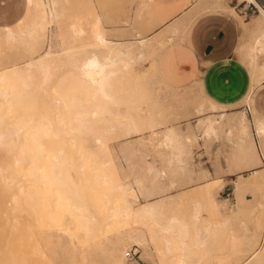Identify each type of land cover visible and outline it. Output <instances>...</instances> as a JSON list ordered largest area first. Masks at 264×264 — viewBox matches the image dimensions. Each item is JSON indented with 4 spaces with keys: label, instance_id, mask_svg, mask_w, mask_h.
Wrapping results in <instances>:
<instances>
[{
    "label": "rangeland",
    "instance_id": "374dc122",
    "mask_svg": "<svg viewBox=\"0 0 264 264\" xmlns=\"http://www.w3.org/2000/svg\"><path fill=\"white\" fill-rule=\"evenodd\" d=\"M47 1L41 0L44 3H47ZM56 1L55 8L57 10L55 9V12L58 11L55 13L56 17L53 13V17L51 16L49 24L45 25L46 30L44 31H46L48 36H52V49L57 50L73 42V45L77 46L75 48L77 53L71 56L73 52L71 49H66V52L61 50L59 53H53L52 57L42 67L35 65L25 67L26 69L22 70L18 78L14 74L15 71L13 72L12 69L7 68L11 64L3 65L2 63L5 62V59L12 58H18L17 60L20 61L23 54L26 53L23 52V48L26 51L28 47L25 48L26 40L22 39L13 45L11 44V46L0 45V61L3 58L2 62H0V69L5 68L3 69L4 73L0 74V130H14L17 124L16 116H14L16 115L15 110L17 107L24 108L23 113L26 115L24 120L30 124L32 123V115L35 114L34 120L39 131V140H41L44 146L42 152L45 154L44 158L38 156V161L39 164L43 165L41 170L44 171L47 169V165L49 166L54 160L62 162L64 168L67 167L68 160H73L74 166L69 169V175L74 178L80 177L81 174L76 172L77 168L75 169V165L80 164V160L82 159L81 156H76L79 150V154H83L84 150L87 153L86 149H88V152L92 151L89 152L92 155L95 152L94 157L97 159L98 155V160L100 158V160L103 158L105 160L107 155L106 158H109L110 165L113 166L120 181L125 186L127 185L126 188L129 195H131L107 194L105 196L106 199L111 200L115 205H119L124 199H128L131 203L134 202L133 205H138V203L147 199L163 197L164 200H168L178 194H185L184 200L179 205L161 209L158 220L156 217L157 223L155 222L154 224L152 222L145 226V220L140 221L139 227H142L140 229L145 234H143L145 239L148 237L146 239V248L144 249L134 242H129L127 246H124L122 252L125 264H181L178 254L180 251L179 242L181 241H179V238L174 233L171 239V249L168 250L160 229L168 217L172 215L187 222L190 226L192 237L189 234L190 238L187 239V237L186 242L192 241L191 238H193L195 234L194 230L196 229L194 227L199 228L201 231L200 235L205 240L198 243L197 246H192V243H190L193 253V256L191 255L190 257L192 264H228L227 261L229 260V262L238 260L243 251L249 246L253 248L252 251L255 249L258 251L254 258L256 261L254 264H264V170L262 171L263 177L258 183L241 187L240 190L238 189V191L234 192V182L238 178V174L249 176L251 169L264 167V135L260 139L253 131L255 118L257 116H264V83L249 97L240 98L233 104L222 109L219 108L218 110L219 112L225 111L231 113L229 116L233 118H238L242 114L246 117L252 133V140L251 142L246 141L243 149L239 148L238 144L235 143L236 139L234 136H228L226 132L227 126L224 124H216L217 134L211 135H205L198 128L200 119L206 120L219 116L217 113L215 115L208 111L205 113L198 112L199 104H204L207 96L203 93V90L198 88L196 82L190 85H175L170 88L159 79L155 69V56L160 46L163 45V38L166 35L178 33L173 29L166 31L159 44L148 46L142 55H139L137 52L132 53L130 63L124 61L122 62L124 64H122L119 63L121 61H118L117 65L109 67V69L113 70L110 78V88L114 98L106 100L99 98L98 95L92 96L89 93H82L83 86L80 87L78 85L82 81L79 78L80 72L78 66L85 60L87 55L96 53L97 56H100L99 59H102L106 54L104 46L96 44L93 36L94 31L97 30L96 32L101 34L103 32V36L109 41L111 40L113 44L119 41L125 43V46L130 47L136 43L138 38L143 37L141 33L152 34L155 26L147 30H142L140 27L142 23L138 22V20L142 19L144 13L137 17L138 11L136 10L141 5V0H138L139 4L134 12L135 20L133 19L134 3L132 0ZM223 3L224 0H188L186 4H191L193 10L192 19H197L204 12L226 11L227 9ZM228 3L233 5L237 11V16H234L240 23L241 20L246 23H249V21L254 23L253 20L259 15L258 10L254 6L246 5L244 2L228 0ZM61 8H65V10L62 12ZM23 9V0H0V21H13L23 12ZM34 10L31 15L33 16L34 14L35 17L38 9L36 10L35 8ZM57 15L59 20L57 19ZM28 18V23L21 24L19 28H26L31 23V16ZM73 22L74 24L83 26L86 31L85 34L74 37L72 27L69 25L73 24ZM138 32L140 34H137ZM243 35L242 39H244L245 43L241 42V45L237 49V55L249 70V64L246 59V48L252 45L254 42L253 37L255 36L250 31H245ZM85 46L87 47L85 48ZM15 48L18 50L16 51ZM13 51H15V55L12 56ZM257 52L254 50L259 63L262 54L259 52L258 54ZM3 54H6L5 58ZM74 59L75 61L73 62L72 60ZM20 66L23 67L22 65ZM249 74H251L250 70ZM57 76L59 78L55 79ZM18 84L23 85L21 99L15 97L16 94L14 93L15 89L18 90ZM82 99H85L84 102ZM99 104L106 108L101 114L97 111V105ZM82 122L88 124L87 130H91L97 134H87L85 137L88 141L85 144H80V142L72 143L71 140H78L80 138L78 131L82 128L80 125ZM173 126L176 127V130ZM169 127L174 128V131L179 133L180 137L187 134L190 136L189 139L183 136L179 140L170 141V143L162 141L160 136ZM129 129H134L133 131L139 134L136 136ZM151 129H156L155 131L159 136L152 135ZM102 131L108 132L105 137L107 154L94 141V137L102 135ZM120 135H123V137ZM7 147L8 145L0 148L1 166L7 162ZM83 147L85 149L82 152L80 148ZM253 147L255 148L253 149ZM180 153L186 154V156H182ZM39 154H41V150ZM76 157H80L77 159L78 163H76ZM259 158H261V163L256 164V160ZM86 165L85 168L89 170V166L87 168ZM80 168L82 169V167ZM211 178L218 179L211 183H214L215 186V197L223 204L220 209L212 206L209 196L195 194L197 193L195 191L204 187L205 182ZM44 195L45 197L42 198L38 205L41 215L48 216L50 207L55 206L58 200L54 199V197H57L54 194ZM258 202L262 206L258 207ZM236 203L239 204V208ZM237 209L239 212L234 214L233 210L238 211ZM2 210H0V219L4 222L0 221L2 224H0V237L7 236V238H10L8 236L9 232L11 231L13 234L18 225L17 230L20 231L22 229L23 231H16L18 235L16 232L14 233L16 234V240H13L14 238L11 239L12 237L10 238L13 240L12 243L16 244L15 247H12L10 239L9 241L4 237V242L0 238V243L4 242L0 244V260L4 261V263L0 262L1 264H11V254H16V258L13 260L14 263L17 262L16 264H22L21 261H24L23 264L26 263L27 257H29L27 264H31L32 261H36L38 264H42L43 261V264H47L48 262L49 264H109L107 246L101 242L105 231L108 229L105 225L102 227L103 230L100 231V233H104L100 235L96 234L93 237V240L98 242L97 246L95 245L87 249L86 242L83 241L84 238L81 235L82 233H77L78 231L72 228L74 223H71L70 219L72 220L73 216L69 219L66 213L53 214L55 218H67L72 231L67 232L64 229L57 228L61 234H54L45 239L42 235L48 230H57L54 229V226L53 229H48L46 226L35 225L36 222L32 220V213L25 212V210H16L14 213L13 211L3 212ZM15 213H19L18 216ZM228 216L232 217L229 218ZM17 217H22L21 219L25 217V219L20 220L21 222L19 223L16 221L17 225H15L13 222L14 219H18ZM226 219L227 221L225 222ZM24 221H26V225ZM30 222L34 223L33 225L35 226ZM173 224L175 225L176 223ZM7 225L8 228H6ZM5 230H8V234L5 233ZM148 230L153 234L152 237L149 236ZM30 232L34 233L38 239H36L39 243L38 245H42L41 249L48 255L44 256L45 258H40L43 254L35 249V236L30 234ZM12 234L10 235L12 236ZM29 234L30 237L34 236L33 240L27 238ZM19 235L24 240H21ZM19 240L20 244L23 243L21 245L18 243L19 247H17L16 242ZM247 241L250 243L248 244ZM25 242H27V245ZM5 243L9 246L5 245ZM74 245L76 246L75 249H78L77 251L72 249ZM132 245H136L139 250L133 259L128 260L124 256V253ZM11 248L12 250H14L13 248H20V250L18 249L16 253L15 251L10 253L12 251ZM3 249L5 251L2 252ZM22 250L27 253H24ZM28 251H31L30 253L33 252V254H29ZM167 251L170 252L167 253ZM6 255L11 257L8 256L5 259ZM30 255H34L33 258L37 260L33 258L32 260ZM46 259L47 263H45ZM5 260H8L10 263Z\"/></svg>",
    "mask_w": 264,
    "mask_h": 264
},
{
    "label": "bare ground",
    "instance_id": "6f19581e",
    "mask_svg": "<svg viewBox=\"0 0 264 264\" xmlns=\"http://www.w3.org/2000/svg\"><path fill=\"white\" fill-rule=\"evenodd\" d=\"M241 1L244 2V4H246V5L248 4V2L255 4L258 8V11H259V15L256 17V19L254 21V27L252 29L254 31V36H255V37H253L254 42L252 41L253 42L252 45L248 46L246 48L247 49L246 50L247 51L246 52V59H247V63L249 64V70L251 73L250 74V76H251L250 87L248 90L249 92L244 97V98H247L251 94H253L260 85H262L264 83V10L255 2V0H241ZM55 2H57V1L56 0L55 1L54 0H48L47 3H44V2H41V0H27V8H26V13L24 14V16L13 26L0 27V45L1 46H8V45L11 46V44L13 45L22 39L26 40L27 45L25 44V48L28 46L26 48V51H24V48L21 47V48H23V52H26L25 53L26 55L23 54V57H22V59H20V61L17 60L18 58H12V59H5L4 60L5 62L2 63L3 65L11 64L7 68L12 69L13 72L15 71L14 74L18 78L20 77L22 70L26 69L29 66L35 65V66L42 67L44 64H46L47 60L50 59V57H52L53 53H59V51H61V50L65 51L66 49L73 50V52L71 53V56H72V54L74 55V53H77V51L75 50V48L77 46L75 47L73 45V42H71L70 45H68L66 47H62V48L57 49V50H54L51 48V46L53 45L52 40H51L52 36L51 35L48 36L46 31H44V30H46L45 25L49 24L48 22L50 21L51 16L53 17V13L55 16V13L58 12V11L55 12V9H56L55 8L56 7ZM147 2H149V1H147ZM147 2H146V0L140 1L141 5L138 6V10H136V11H138V14L135 13L137 15V17L143 13L144 14L147 13L146 14L147 16L150 15L151 18L152 17L154 18L153 15L158 14L157 12L155 13L156 10H154L156 8V5L150 4L152 2H150L149 4ZM187 2H188V0H183L182 4L185 5ZM57 4H59V3H57ZM151 5H154L155 7L153 6V8H151ZM35 8H36V10L38 9V12L34 17V14L32 16L31 13L33 12V10ZM61 9H62L61 10L62 12L65 10V8L64 9L61 8ZM229 12L233 16L236 15L234 10H230ZM59 13H61V12H59ZM29 16H31V18H32V19H30L31 23L26 28L20 27V28H22V29H20L19 26H21V24L28 23L27 20L29 19L28 18ZM160 16L161 15H159L158 17H160ZM57 19H58V15H57ZM159 20H160V18H159ZM159 23H161V22L159 21L158 24ZM69 25H71V27H72V28L71 27H69V28L72 29V31L74 33V37L75 36H82L86 32L85 28L83 26L74 24V22H73V24H69ZM179 27H180V24L175 25L174 30H178ZM185 27L188 28V25H185ZM96 31L93 32L95 34V35L93 34V36H94V39L96 41V44L100 45V46H104V48L106 50V54L102 59H99L100 56H97L96 53L95 54L93 53L92 55L90 54L89 56L87 55V57L85 56L86 57L85 60H83L82 63L78 66V70L80 72L79 78L82 80L81 82H79L78 85H80V87L83 86L82 93H89L92 96L98 95L99 98H101V99L111 100L112 98H114L113 97L114 95H113L112 90L110 88V78H111V75L113 73V70L109 69V67L114 66L118 61H121L119 63H122L124 61H126L127 63H130L132 60V56H131L132 53L137 52L139 55H142L144 50L148 46H150L152 44H159L161 42V39H162V33L159 32L154 37H140L137 39L135 44H132V46L129 47V46H125L124 45L125 43L119 42V41L115 42L113 44V43H111V40L109 41L107 38H105L103 36L102 31H100V32H102V34L99 32H96ZM137 34H140V33L138 32ZM74 37H73V39H74ZM124 42H127V41H124ZM93 44H91V45H93ZM110 44H113V45H110ZM87 45L89 46V44H87ZM10 46H9V48H10ZM43 46H44V48H42ZM239 46H238V48H239ZM86 47L87 46H85V48ZM93 47H95V46L93 45ZM89 49H90V47H89ZM15 50H16V48H15ZM254 50H256L262 54V57H261V60L259 63L256 59L257 57H256V54L254 53ZM0 54H1V51H0ZM13 55H15V51H13L12 56ZM5 56H6V54H3L4 58H5ZM2 59L0 62H2ZM72 61L74 62L75 59ZM122 64H124V63H122ZM19 65H22L23 67H21V66L19 67ZM3 69H5V68L0 69L2 71V72L0 71V74L4 73ZM59 76L55 77V79H58ZM17 86H18L17 87L18 90L15 89V92H14L17 95V96L15 95V97L21 99V94H22L21 90H22L23 85L18 84ZM84 100L82 99L83 102H84ZM7 101H10V100H7ZM7 101H5V102H7ZM223 107H225V106L217 104L216 102H214L211 99L206 97L205 103L201 104V105L199 104L198 112L205 113L206 111H208V112H212L214 114L217 113L219 117L215 118L216 117L215 116L214 118H208V119L205 118L206 120H203V119H200V121L198 120L199 121L198 122V125H199L198 128H200L201 131L205 135H209V134L211 135V134H217L216 133L217 132L216 131L217 130L216 124H218V123L224 124L225 126H227L226 132H227L228 136L229 137L234 136L236 139L235 143L238 144L239 148L243 149L244 143L246 141L251 142V140H252V137H251L252 133L250 130V126L248 125V121L243 114L241 116H239L238 118H233V117L229 116L231 113H228L225 111L219 112L218 111L219 108L222 109ZM23 110H24L23 107H21V108L17 107L15 110L16 115H14V116H16L15 118L17 120V124H16L13 131H1L0 130V148H4L5 146L8 145V147L6 149V154L8 155L7 162L3 166L0 165V208L3 209L2 211L3 212L4 211H7V212L13 211V213H14V211H16V210H20V211L25 210V212L28 211L30 214L32 213L31 214L32 218H33L32 220H34L36 222L35 225L38 224L40 226H46L48 229H50V228L53 229V226H54L55 227L54 229L61 228L67 232H70V230L72 231V229L69 227V224H70L68 222L69 220L67 218H65V219L55 218L53 214H55V213H60V214L66 213L69 216V219L73 216V219L72 220L70 219L71 223L72 222L74 223V225H73L74 227L72 226V228L76 229L78 231V232L77 231H75V232L82 233L81 235L84 238L83 241L86 242V248L87 249L94 247L98 243V242H95L93 240V237H95L96 234L100 235L102 233V232L100 233V231L103 230L102 227L105 225V227L106 228L108 227V229L106 231L104 229L105 233L103 232L104 235H103V239H101L102 240L101 242L106 244V246H107L108 255H109L108 256L109 264H125L124 263L125 258L123 257L122 252H123L124 246H127V244H129V242H134L135 244H137V245H139L145 249L146 248L145 247L146 246V239L148 237L145 239V236H144L145 234L140 229L142 227H139L140 221L144 219L145 220V226L148 225L149 223H152V222L154 224H155V222L157 223L158 216L160 215L161 209L164 207H173V206L179 205L184 200L183 198H184L185 194H178V195H176V196H174L168 200H164L163 197H158L155 199H147L141 203H138V205H136V204L133 205L134 202L131 203V201H129L128 199H124L119 205H115V204H113V202L111 200L106 199L105 196L107 194H125L128 196H131V195H129L128 189L126 188L127 185L125 186L120 181V179H119L117 173L115 172L113 166L110 165L109 158H106L107 155L105 157V160H104V158L102 160H100L101 158L98 160V155H97V159H96V157H94L95 152L92 155L91 153H89L92 151L88 152V149H86L87 153H85L84 147L80 148V149H82V152L84 150L83 154H79L80 150L78 151V153H76L77 157L81 156L82 159L84 158V160H82V159H81L82 161L80 160V164L75 165V169L77 168L76 172L81 174L80 177L75 176L76 178H74V177H71V175H69V172H68L69 169H71L74 166V164L72 163L73 160L67 161V167L66 168L63 167L64 164L62 162L54 160L51 162V164L49 166L47 165V169L45 171L41 170L43 165L39 164L38 156H40V158H42L45 154H43V152H42L44 149V146L42 145L41 140H39V137H40L39 131L37 130V125H36V122L34 120L35 114L32 115V123L30 124L29 122L24 120L26 115H25V113H23ZM105 110H106V108L103 105H100V104L97 105V111L99 114H101ZM212 116H213V114H212ZM121 119H123V118H121ZM126 121H127V119H126ZM132 124H133V122H132ZM132 124H130V125L132 126ZM80 125L82 127L78 131V133L80 134V138L78 140H71L72 143L80 142V144H85L88 141V139L85 137L87 134H89V133H92L94 135L97 134L91 130L86 129L88 124L82 122ZM173 127H175V126H173ZM133 130L134 129H132V130L129 129V131H133ZM155 130L151 129L150 130L151 134L155 135V136H159V135H157L158 133ZM175 130H176V127H175ZM253 131L255 132V134L257 135L258 138L261 139L263 137V135H264V118H262L261 116H257L255 118L254 125H253ZM141 132H143V131L141 130ZM132 133L136 134V131H133ZM101 134L102 135L95 136L94 141H95V143L99 144V146H101V148H103V150H105L104 152L107 154L105 137L108 134V132L102 131ZM138 134L139 133L137 132L136 136ZM126 135H127V133H126ZM120 136L123 137V135H120ZM183 136L184 135H181V137H180L179 133L174 131V128L169 127V128H166V130L163 132L162 136H160V137H161L162 141H168L170 143V141L172 142L175 139L179 140ZM152 137H154V136H152ZM184 137L186 139H189L190 136L185 134ZM254 148L255 147H253V149ZM40 150H41V154H39ZM178 154H179V152H178ZM180 154L182 156L183 155L186 156V154H182V153H180ZM172 155H174V154L172 153ZM77 157H76V163H78L77 159L80 158V157L79 158H77ZM260 163H261V159L259 158L258 160H256V164H260ZM186 164H183V165H186ZM85 165L87 166V168L89 166V168H88L89 170H87L85 168ZM80 167H82L83 171ZM244 168H245V166H244ZM80 170H81V172H80ZM263 170H264V167H256L254 169H251L249 176H243V175L239 174L238 178L235 182V187H238L241 184H256V183H258L259 180H261V178L263 177V173H262ZM80 174H78V175H80ZM216 179L217 178H211V179L207 180L204 184V187L196 190L195 192H197V193H195V194H203V195L209 196L211 198L210 203L212 204V206H214V208L220 209L221 205L223 206V204L220 203V201H218L217 198L215 197V186H214V183H211V182L215 181ZM30 194H33V195H30ZM39 194H41V195H39ZM44 194H54L57 196V197H54V199L58 200V202H57V204H55V206L50 207L49 212H48L49 217L45 216L44 214L41 215V211H40V208L38 205L39 202L42 200V198L45 197ZM145 195H147V194H145ZM260 202L257 203L258 207L262 206L260 204ZM237 206H238V208L240 207L239 204H237ZM233 212L235 214L236 212H239V210L238 211L233 210ZM0 214H1V212H0ZM18 214H16V215L18 216ZM234 214H232V215H234ZM156 217H157V220H156ZM231 217H229V218H231ZM17 218L18 219L17 220L14 219V222H13L15 225H17L16 221H17V223H19L23 219H25V217L23 219H21L20 217H17ZM26 218H28V217L26 216ZM2 219H3V217H2ZM28 220H29V218H28ZM0 221H3V220L0 219ZM226 221H227V219L225 220V222ZM25 222L26 221H24V223ZM173 223H176V224L174 225ZM3 224H5V223H3ZM25 225H26V223H25ZM35 225H33V226H35ZM18 226H17V228H18ZM6 228H8V225ZM17 228H15L16 231H19V230H17ZM20 228H21V226H20ZM31 228H30V231H31ZM194 228H196L194 230L195 234H194L193 238H191L192 241L190 239L191 242H189V241L186 242L187 237H188L187 239H189L190 236L192 237V234H190L191 233L190 226L187 224V222L180 220V218H178L177 216L172 215V216L168 217V219L166 220L164 225H162V228H160L162 231V235L164 237V242H166L165 246L168 250L171 249L170 248L171 247V241H172L171 239L173 238L172 235L174 233H175L176 237L179 238V241H181V242H179L180 251L178 252V254L180 256L181 264H192V262L190 261V257L193 253H192L190 243H192V246L193 245L197 246L198 243L205 241L202 238V236L200 235L201 231L199 230V228L198 227H194ZM13 229H14V227H13ZM23 229H26V228H23ZM8 230L7 231L5 230L6 234H8L7 233ZM27 230H29V229H27ZM156 230H159V229H156ZM20 231H23V230L20 229ZM149 231L150 230H148V234L150 237H152L153 234ZM3 233H2V235H3ZM14 233L12 234V232L10 231L8 236L10 238L12 237L11 239L14 238L13 240H16L15 235L16 234L18 235V232H16V234H14ZM10 234H12V236ZM26 234H27V232H26ZM30 234H32V233L30 232ZM30 234L28 235L29 237H27V238H30V240H33L32 238L35 235L33 233L32 235H34V236L30 237ZM54 234L59 235L61 233L58 231V229L52 230V231L48 230L42 235V237L46 239L47 237L49 238ZM189 234H190V236H189ZM76 235H78V234H76ZM4 237L5 236H3V238L0 237V238H2V241L5 238H7V236L5 238ZM22 237H24V236L22 235ZM10 238H7V239L9 240ZM19 238H20V235H19ZM20 239L24 240L22 238H20ZM36 239L37 238L35 236V241H36L34 243L35 249H37L40 253L43 254L42 257L39 255L40 258H43L47 254L44 250L41 249L42 245L41 246L38 245L39 244L37 242L38 239L37 240ZM13 240H11L10 243H12ZM4 242H5V240H4ZM4 242H2V243H4ZM19 242H20V240L16 242L17 247H19L18 246ZM2 243H0V244H2ZM6 243H5V245H8ZM25 243L27 245V242H25ZM249 243L250 242H248V244ZM21 244L19 243V245H21ZM15 245L16 244L12 243V247L13 246L15 247ZM32 245H33V242H32ZM233 246H235V245H233ZM23 247H25V246H23ZM75 248H76L75 245L72 246V249L74 251H77L78 249H75ZM13 249L14 250H12V248H11L12 251H10V253H13V251H15V253H16V252H18V249L20 250V248H13ZM23 249H26V248H23ZM252 249L253 248H251L249 246L248 248H246L243 251L242 255L240 256V258L238 260L236 259V260L231 261V262H229L230 261L229 260V261H227V263L228 264H254L256 262L254 260V258L256 257L258 251H257V249L252 251ZM3 251H5V250L3 249L2 252ZM32 251H34V250L32 249ZM23 252L25 253L26 251H23ZM30 252L31 251H28V253L32 255L33 252L32 253H30ZM169 252L167 251V253H169ZM10 253H9V255H10ZM3 254H2V256H3ZM34 255L36 256V254H34ZM34 255L31 256V259L34 257ZM8 256L6 255L5 259ZM11 256H12V258H10L12 260L11 264H16L17 262L14 263V261H13L16 258L15 257L16 254H11ZM11 256H9V257H11ZM19 257H21V256H19ZM28 258L29 257H27V262L25 260L26 263H24V264L28 263ZM33 259L35 260L36 258H33ZM240 259H241V261H240ZM5 261L10 263L8 260H5ZM45 261H46L45 263L48 262L47 259ZM0 262L4 263L3 260H0ZM21 262L23 264L24 261H21ZM32 262L34 264L36 261H32ZM32 262H31V264H32ZM43 262H42V264H43ZM36 264H38V263L36 262ZM47 264H49V262Z\"/></svg>",
    "mask_w": 264,
    "mask_h": 264
},
{
    "label": "crops",
    "instance_id": "0c3cea01",
    "mask_svg": "<svg viewBox=\"0 0 264 264\" xmlns=\"http://www.w3.org/2000/svg\"><path fill=\"white\" fill-rule=\"evenodd\" d=\"M182 1L146 0L148 4L152 2L150 4L156 5L154 10L158 14H154V18H151L146 13L142 19L138 20L142 23L140 25L142 30L155 26L152 34L141 33L143 37H154L159 32L163 36L166 31L174 30L175 25L180 24L179 29L174 30L178 33L166 35L163 38V45L160 46L155 56L156 73L163 84L170 88L196 82L207 98L217 104L225 107L233 104L245 97L250 87L249 70L237 55V48L241 42H244L242 36L245 31L254 34L252 30L254 23L241 20V26L239 20L229 12L234 10L237 14L228 0H224L223 3L228 10L204 12L197 19H192L191 4L183 5ZM132 2L134 3V19V12L139 1L132 0ZM255 2L264 10V0H255ZM23 4V12L13 21H0V27L16 24L26 11L27 0H23ZM154 5H151V8ZM253 5L258 10L257 6ZM159 15L161 16L158 17ZM159 21L161 23L158 24ZM185 25H188V28ZM261 117L264 118V116ZM235 182L234 192L240 190L241 187L254 185L241 184L238 188L235 187Z\"/></svg>",
    "mask_w": 264,
    "mask_h": 264
},
{
    "label": "built area",
    "instance_id": "2783aa9c",
    "mask_svg": "<svg viewBox=\"0 0 264 264\" xmlns=\"http://www.w3.org/2000/svg\"><path fill=\"white\" fill-rule=\"evenodd\" d=\"M248 4L254 6L250 2H248ZM138 250L139 249L136 245H132L125 250L124 256L126 257V259L131 260L137 255Z\"/></svg>",
    "mask_w": 264,
    "mask_h": 264
}]
</instances>
